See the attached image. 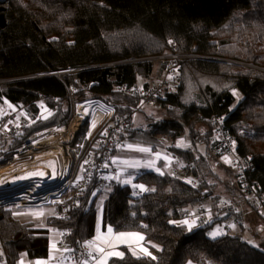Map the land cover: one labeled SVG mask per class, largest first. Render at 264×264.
Masks as SVG:
<instances>
[{
    "label": "trees",
    "instance_id": "obj_1",
    "mask_svg": "<svg viewBox=\"0 0 264 264\" xmlns=\"http://www.w3.org/2000/svg\"><path fill=\"white\" fill-rule=\"evenodd\" d=\"M167 53L181 56L179 83L157 107L132 109L137 98L117 87H146L164 64L153 58ZM41 96L50 110L11 145L65 124L76 101L96 98L115 107L109 122L126 119L117 140L172 159L161 173L151 168L134 173V181L147 189L140 195L116 180L90 200L91 185L75 198L70 186L48 204L54 214L46 217L65 243L90 239L100 209L102 226L141 232L155 252V259L135 257L123 246V257L110 258L111 264H264V0H0V101L36 111L33 103ZM135 112L142 113L140 119ZM87 126L85 120L76 134L83 147L75 170L102 127L83 140ZM224 138H234L232 154L243 163L256 197L240 190L230 164L224 167L228 183L213 168L228 152ZM232 200L240 203L238 211L235 205L229 211L222 207ZM196 206L212 209L211 217L191 228L181 224ZM20 209L0 202V257L9 264L22 253L28 258L48 253V228L19 219ZM247 211L261 228L244 222ZM228 219L236 229L213 238L212 229ZM245 228L254 243L242 237Z\"/></svg>",
    "mask_w": 264,
    "mask_h": 264
},
{
    "label": "built area",
    "instance_id": "obj_2",
    "mask_svg": "<svg viewBox=\"0 0 264 264\" xmlns=\"http://www.w3.org/2000/svg\"><path fill=\"white\" fill-rule=\"evenodd\" d=\"M164 64L159 75L155 76L146 86L135 84L132 86L120 85L117 90L127 96L137 98V105L132 109H140L145 106L157 107L165 92L174 84L179 83V65L181 56L175 53H167L160 56ZM71 95L74 89L71 88ZM45 97L41 96L34 101L36 111L29 110L26 105L14 104L6 99L2 100L0 109V172L7 168L12 171L0 180V202L7 207L30 208L48 205L58 200L61 195L73 186V198L82 193L84 187L91 185L89 200L96 196L98 191L116 180V161L118 152L127 145L117 140L115 134L121 130L126 119L114 117L115 107L100 99L85 98L75 102L72 117L65 123L53 125L29 134L24 141L11 145L12 138L19 134L24 128L33 124L39 117L49 111L45 103ZM85 105L86 109L79 118L77 108ZM98 108V114H95ZM96 116V121L92 118ZM88 126L83 140L88 139L94 129L102 126L97 136L94 148L87 157L79 164L78 170L75 165L83 147V142L76 143V134L84 121ZM217 137L222 134L217 133ZM234 138H224L222 147L228 152H233ZM231 166L236 170L240 190L251 193L254 197L253 186L247 181L244 173L243 163L232 154ZM44 169L47 171L45 178L32 179L31 176H23L24 170ZM142 190H136L135 194L140 195ZM88 200V201H89ZM227 211L234 206L233 202L225 203ZM261 213L264 214V206L260 205ZM220 208L216 209L219 210ZM213 210L196 206L190 208L179 219V222L188 221L191 227L204 223L211 217ZM194 221V223H192ZM183 224V223H181ZM189 228L187 224H183ZM220 230L222 234L230 232L227 225L214 227L212 232ZM221 234V235H222ZM220 236V235H218ZM91 238L75 245H69L61 237V244L64 247L63 258L67 263L87 264L98 255L95 247L90 248L88 242ZM61 260V259H58ZM0 264H9L5 255L0 257Z\"/></svg>",
    "mask_w": 264,
    "mask_h": 264
},
{
    "label": "crops",
    "instance_id": "obj_3",
    "mask_svg": "<svg viewBox=\"0 0 264 264\" xmlns=\"http://www.w3.org/2000/svg\"><path fill=\"white\" fill-rule=\"evenodd\" d=\"M131 146V147H129ZM140 148H147L150 149L147 146L137 145V144H127L125 147H123L118 152V158L116 161V181L121 183L122 185H130L133 187V191L141 190L139 187H136L135 185H143L146 189V186L142 183L134 181V173L140 169L144 168H151L156 169V172L161 173L162 169L165 167H168V161L172 160L171 157L167 156L165 153H162L161 151L152 152L151 150L148 152H142L138 149ZM135 156V157H133ZM162 163L160 164L159 160ZM149 163V166L148 164ZM124 181H130L129 183H125ZM101 201V199H98ZM111 227L109 225L102 226L101 225V210L99 209L97 214V222H96V228L95 233L91 237V240L93 241L97 235V228H99L100 234H107V229ZM112 228V227H111ZM138 233L139 235L143 236L141 232L138 231H121V232H115L113 230V234L111 237L112 243L115 245L114 248H108L105 247V253H98V255L93 258L88 264H97V260L101 259L107 252L109 251H116L123 253L124 250L122 247L124 246L126 250L133 255V252L136 254L133 255L135 257L139 256H148L143 251H141L142 248L147 249L148 252L151 253V256H155V252L152 248H150L149 245H147L143 240H138L134 237H126L124 238V241H117L115 240V235L118 233ZM49 235V234H48ZM144 237V236H143ZM97 243H100L97 241ZM53 244H55V248H53ZM64 247L61 244V233H58V236L54 237L53 240L50 242V236H49V243H48V253L45 257H38V258H28L25 253H22L20 257L18 258L16 264H74V263H67L64 258ZM112 257H120V256H111L107 258V264H111L109 262V259ZM61 259V260H58ZM184 264H195L193 261L188 260Z\"/></svg>",
    "mask_w": 264,
    "mask_h": 264
},
{
    "label": "rangeland",
    "instance_id": "obj_4",
    "mask_svg": "<svg viewBox=\"0 0 264 264\" xmlns=\"http://www.w3.org/2000/svg\"><path fill=\"white\" fill-rule=\"evenodd\" d=\"M165 55H167V54H164L162 56H165ZM159 57H154L153 59H155V60L159 59L160 60L161 58H159ZM155 67L156 68L159 67L158 61H157V63H155ZM161 69L162 68H160V70ZM159 74H160V72H159ZM151 81H152V79H151ZM2 104H3L2 101H0V109L3 106ZM141 114H142L141 112H135L134 115H133L134 119L135 120L136 119H140L141 118ZM162 153H164V152H162ZM133 157H135V156H133ZM225 158H227V162H226ZM232 158H233L232 153L231 152H226L223 155H221V157H219L217 159L218 162L213 167L215 169V171L220 175V178L224 179V181L227 182V183L229 181L228 180L229 178L226 177V175H225V172H224L225 168L224 167H225V165L227 166V165H229L231 163ZM215 162H216V160H215ZM147 164L149 166V163H147ZM7 169H9V170L6 171L7 173L4 172V174L5 173L8 174V173H10L12 171V168H7ZM25 172H26V170H24L21 173H25ZM5 175H3L2 178H0V179L2 180L3 178H5ZM220 189H222V188H219V190ZM222 198H224V199L226 198V200L228 199L227 197H224V196H222ZM232 202L236 206V211H238V209H240V207H239L240 203H237L235 200H232ZM242 203H243V201H242ZM242 206H243V204H242ZM241 209H242V207H241ZM37 212H42L43 215H40V216L34 215V213H37ZM53 214H54V206L53 205H43V206H38V207L21 208L20 210L15 212V215L19 219H21L22 221H34L37 226L47 227L48 230H49L50 242H51V240H53L54 237L58 236V233H59L58 229L53 228L52 226L46 224V217L49 216V215H53ZM243 217H244V219H243L244 222H246V224L248 226H250V228L252 230H256L258 228H261V224H260L261 222H260V220L256 217V215L253 212L247 211L246 213L243 214ZM224 225H227L230 228V231H234L236 229V225H235V223L233 222L232 219H228L226 221H221V222L217 223L216 227H220L221 228ZM233 225H234V227H233ZM241 235H242L243 238H245L248 241L254 243V239H253V236H252V231H250L248 228L243 229Z\"/></svg>",
    "mask_w": 264,
    "mask_h": 264
},
{
    "label": "snow or ice",
    "instance_id": "obj_5",
    "mask_svg": "<svg viewBox=\"0 0 264 264\" xmlns=\"http://www.w3.org/2000/svg\"><path fill=\"white\" fill-rule=\"evenodd\" d=\"M169 43H172V41H169ZM233 94L236 95L237 93L235 91H233ZM129 147H131V146H129ZM138 150L142 151V152L150 151V149H147V148H140ZM225 160L227 162V158H225ZM32 175H36V173H34ZM39 175H43V173H39ZM124 182L125 183H129L130 181H124ZM135 186L139 187L142 191H146L147 190V189L144 188L143 185H135ZM34 215L40 216V215H43V213L42 212H37V213H34ZM181 223L187 224L189 226V228H191V226H192V224H190L187 220L183 221ZM192 223H194V221ZM233 227H234V225H233ZM97 232H98L97 237L93 241L88 242V246L90 248L95 247V250L98 253H105V247L104 246H107L108 248H114L115 247V245L112 243V240H111V237H112V234H113V229L111 227H109L107 229V234H100L99 233V228H97ZM221 234H222L221 231L218 229L217 231L211 233L210 235L213 238H215V237H217L218 235H221ZM126 237H134V238H136L138 240H143L144 239V237L139 235L138 233H123L122 232V233H118V234L115 235V240L124 241V238H126ZM97 241H99L100 243H97ZM102 245H104V246H102ZM153 247H155V245H153ZM53 248H55V244H53ZM141 251H143L146 255L151 256V253L148 252L147 249L142 248ZM135 254L136 253L133 252V255H135ZM111 256L123 257V253L116 252V251H109L101 259L97 260V264H107V258L111 257ZM151 258L155 259V257H151ZM38 264H40V262H38ZM85 264H87V262H85Z\"/></svg>",
    "mask_w": 264,
    "mask_h": 264
},
{
    "label": "bare ground",
    "instance_id": "obj_6",
    "mask_svg": "<svg viewBox=\"0 0 264 264\" xmlns=\"http://www.w3.org/2000/svg\"><path fill=\"white\" fill-rule=\"evenodd\" d=\"M86 107L85 105H79L78 108H77V111H78V114H77V117L79 118L81 115H83L84 111H85ZM97 112H95V114H98L99 110L98 108L96 109ZM94 114V117L92 118V121L95 122L96 121V116ZM7 170L9 169H4L0 172V178H2L3 175H5L7 172ZM4 172H6L4 174ZM36 173V175H32ZM39 173H43V175H39ZM47 173L46 170L44 169H36V170H29V172H25L23 175H20L18 178L20 177H23V176H31L32 179H37V178H45V174ZM1 180V179H0Z\"/></svg>",
    "mask_w": 264,
    "mask_h": 264
}]
</instances>
